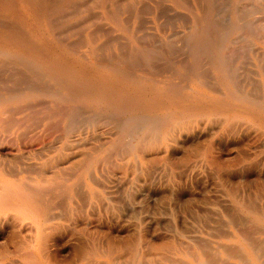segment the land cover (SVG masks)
Instances as JSON below:
<instances>
[{"label": "rangeland", "instance_id": "rangeland-1", "mask_svg": "<svg viewBox=\"0 0 264 264\" xmlns=\"http://www.w3.org/2000/svg\"><path fill=\"white\" fill-rule=\"evenodd\" d=\"M2 175L42 261L264 264V0H0Z\"/></svg>", "mask_w": 264, "mask_h": 264}, {"label": "bare ground", "instance_id": "bare-ground-1", "mask_svg": "<svg viewBox=\"0 0 264 264\" xmlns=\"http://www.w3.org/2000/svg\"><path fill=\"white\" fill-rule=\"evenodd\" d=\"M2 176L0 177V223L7 221L9 218H12L15 215H19L21 218H28L33 221L36 228L32 239L33 242L30 241V243L22 239L16 241L14 240L16 237H12L14 239H10L9 242L5 244L4 247H2V251L0 250V260L2 261L1 264H58L57 261H50L46 259H44L46 261H42V257L40 260V255L43 256L42 248H44L46 240L50 238L52 233L54 234L56 229L55 227L51 226L52 224H49L53 214L48 211V206L46 205L45 201L46 199H44V195L46 196L47 194H45L42 189H35L36 186H32V183H29V180H26L25 177L24 179H21V181H17L15 179L13 180L6 176ZM33 183L35 184L34 180ZM38 184H40V181ZM40 216H42L41 220H39ZM31 247H35L36 252L32 251ZM80 252L84 255L86 252L87 254H91V252H93V248H83L80 250ZM75 262L76 261H74L73 264H77Z\"/></svg>", "mask_w": 264, "mask_h": 264}]
</instances>
